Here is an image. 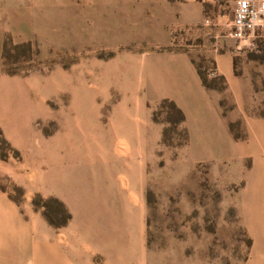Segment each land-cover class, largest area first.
Segmentation results:
<instances>
[{"label":"rangeland","instance_id":"rangeland-1","mask_svg":"<svg viewBox=\"0 0 264 264\" xmlns=\"http://www.w3.org/2000/svg\"><path fill=\"white\" fill-rule=\"evenodd\" d=\"M31 2L30 24L37 26L23 29L20 36L7 35L0 52V104H5L0 108L4 112L0 114V193L25 220L26 211L38 216L53 241L71 218L61 200L79 205L80 190L91 187L84 142L93 145L94 137L105 140L111 134L103 122L118 97L112 93L110 99L103 98L97 79L101 70L91 63L114 55L99 45L117 20H109L99 11L98 0ZM45 14H52L53 19L45 20ZM173 36L172 47L198 45L192 52L194 61L219 88L221 111L234 115L233 132L242 136L243 114L264 116V35L251 42L236 40V78L230 89L214 72L203 37ZM124 48L130 46L119 50ZM154 108V122L162 125V135L159 144L152 142L148 148V264H240L249 243L234 205L237 187L222 185L207 164L183 171L176 159L184 147V127L167 122L165 108L158 109L155 104L151 112ZM115 122L125 128L134 123L130 116L116 117ZM108 151L111 154L110 148ZM136 154L131 148L129 157L135 159ZM69 155H74L71 163L64 161ZM69 168L73 174L63 171ZM4 200L1 197L3 220ZM46 232L38 223L30 243L21 249L23 259L16 262H11V256L17 250L8 239L0 249V264H46L41 252Z\"/></svg>","mask_w":264,"mask_h":264},{"label":"crops","instance_id":"crops-1","mask_svg":"<svg viewBox=\"0 0 264 264\" xmlns=\"http://www.w3.org/2000/svg\"><path fill=\"white\" fill-rule=\"evenodd\" d=\"M31 3V0H0V52L7 35L20 36L23 29L28 31L37 26L30 24ZM98 3L101 13L109 20H117L106 32L100 49L115 53L107 60L91 64L101 70L97 79L103 98L110 99L112 93L118 98L103 122L110 127L109 137L105 140L94 137L93 145L84 142L91 187L80 190L79 205L61 200L71 218L53 241L49 228L38 216L26 211L28 220H25L0 193V205L1 197L6 203V217L0 218V249L10 239L17 250L11 262L22 260V247L30 243L36 225L41 223L47 228L41 251L46 264H148V148L152 142L159 144L162 135V125L151 119V108L159 100L169 98L183 111L187 130V143L176 159L177 164L186 172L197 164H207L211 175L219 178L222 185L237 187L234 205L250 240L247 256L240 264H264V116L243 114L244 133L235 138L229 127L235 117L221 111V93L202 84L192 54L198 45L171 46L175 33L203 37L214 62V72L223 76L230 89L236 78L233 60L238 48L231 35L235 0H98ZM51 15L45 14L44 19H53ZM262 35L264 27L256 33ZM209 37H213L210 42ZM143 44L146 47L140 48ZM127 45L130 48L119 50ZM4 107V103L0 104L1 109ZM125 116L132 117L133 126L125 128L115 122L116 117ZM131 148L136 149L135 159L129 157ZM49 154L53 162L51 146ZM73 158L74 155L65 156L64 161L71 163ZM63 171L74 173L71 168Z\"/></svg>","mask_w":264,"mask_h":264},{"label":"built area","instance_id":"built-area-1","mask_svg":"<svg viewBox=\"0 0 264 264\" xmlns=\"http://www.w3.org/2000/svg\"><path fill=\"white\" fill-rule=\"evenodd\" d=\"M205 22L209 23L206 19ZM264 27V0H235L231 35L238 41H253Z\"/></svg>","mask_w":264,"mask_h":264},{"label":"trees","instance_id":"trees-1","mask_svg":"<svg viewBox=\"0 0 264 264\" xmlns=\"http://www.w3.org/2000/svg\"><path fill=\"white\" fill-rule=\"evenodd\" d=\"M197 70H198L199 76L201 78L202 84L207 89L219 90V88H217V87L214 86L213 80H211V81L207 80V78L203 75V73L201 72L200 67L198 65H197ZM217 76H218V78L221 81H225L224 78H223V76H220V75H217ZM156 107H158V109H161V110L165 108V112H166L167 117H168L167 118V122L173 123L174 125H177V124H182L183 125L184 120H185L184 113L181 110V108L175 103L174 100L169 99V98H163V99L159 100L156 103ZM151 119L153 121H157V118H156V108H154L152 110V112H151ZM183 127H184V131H185V137H184L183 145H185L187 143V130H186V128H185L184 125H183ZM229 127H230L231 131L233 132L232 123H230ZM165 134H166V129L163 130V136ZM234 135H235V138H240L241 137L238 134H234ZM66 218L67 219L70 218V213H67V217ZM248 243L250 244V240L249 239H248Z\"/></svg>","mask_w":264,"mask_h":264}]
</instances>
